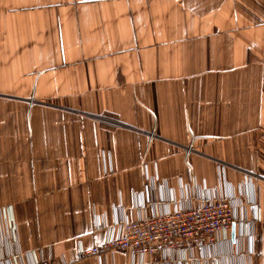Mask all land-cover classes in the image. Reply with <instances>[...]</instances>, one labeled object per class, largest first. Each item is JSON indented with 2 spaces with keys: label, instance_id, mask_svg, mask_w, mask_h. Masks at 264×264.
Segmentation results:
<instances>
[{
  "label": "crops",
  "instance_id": "1",
  "mask_svg": "<svg viewBox=\"0 0 264 264\" xmlns=\"http://www.w3.org/2000/svg\"><path fill=\"white\" fill-rule=\"evenodd\" d=\"M209 197L210 250L78 260ZM39 260L264 264V0H0V264Z\"/></svg>",
  "mask_w": 264,
  "mask_h": 264
},
{
  "label": "built area",
  "instance_id": "2",
  "mask_svg": "<svg viewBox=\"0 0 264 264\" xmlns=\"http://www.w3.org/2000/svg\"><path fill=\"white\" fill-rule=\"evenodd\" d=\"M233 205L230 199L209 197L191 209L124 222L119 224L117 234L114 231L108 233L102 246L81 247L77 252L78 260L99 258L110 252H123L132 258L143 259L147 255L169 251L192 254L195 249L210 250L240 220ZM255 210V206H249V211ZM31 264L67 263L39 260Z\"/></svg>",
  "mask_w": 264,
  "mask_h": 264
},
{
  "label": "water",
  "instance_id": "3",
  "mask_svg": "<svg viewBox=\"0 0 264 264\" xmlns=\"http://www.w3.org/2000/svg\"><path fill=\"white\" fill-rule=\"evenodd\" d=\"M232 233H233V235L235 234L234 232H235V226L233 225V227H232Z\"/></svg>",
  "mask_w": 264,
  "mask_h": 264
}]
</instances>
